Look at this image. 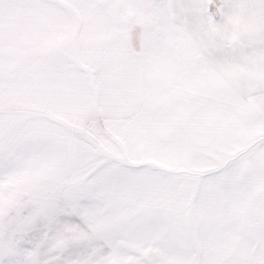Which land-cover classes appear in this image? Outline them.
<instances>
[{
	"label": "snow or ice",
	"instance_id": "1",
	"mask_svg": "<svg viewBox=\"0 0 264 264\" xmlns=\"http://www.w3.org/2000/svg\"><path fill=\"white\" fill-rule=\"evenodd\" d=\"M0 264H264V0H0Z\"/></svg>",
	"mask_w": 264,
	"mask_h": 264
}]
</instances>
